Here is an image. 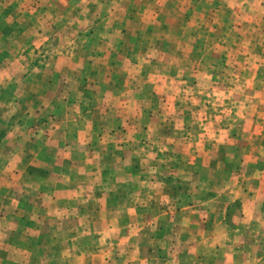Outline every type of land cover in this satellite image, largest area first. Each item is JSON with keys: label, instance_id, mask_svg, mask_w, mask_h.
Segmentation results:
<instances>
[{"label": "crops", "instance_id": "0c3cea01", "mask_svg": "<svg viewBox=\"0 0 264 264\" xmlns=\"http://www.w3.org/2000/svg\"><path fill=\"white\" fill-rule=\"evenodd\" d=\"M29 1L18 10L17 48L4 73L22 101L0 142V173L10 176L0 183V264H264L250 230L264 215L261 201L250 200L249 163L217 188L187 152L136 149L143 126L153 143L158 120L145 113L146 86L128 84L143 71H128L129 43L100 34L125 33L129 17L101 23L99 0L90 1L92 20L81 29L79 0L64 8ZM32 47L40 50L25 52ZM128 121L134 136L126 145Z\"/></svg>", "mask_w": 264, "mask_h": 264}, {"label": "rangeland", "instance_id": "374dc122", "mask_svg": "<svg viewBox=\"0 0 264 264\" xmlns=\"http://www.w3.org/2000/svg\"><path fill=\"white\" fill-rule=\"evenodd\" d=\"M60 1L64 8L65 1ZM90 1L102 7L97 19L101 23L129 17L125 33L117 28L100 34L121 37L130 44L127 69L136 67L143 73L133 74L128 84L146 86L143 99H150L151 108L145 113L162 119L154 122L158 130L152 134L153 143L147 138L149 130L141 127L145 134L136 149L187 152L192 162L206 167L203 177L217 188L238 179L249 163L250 200L261 201L264 215V0H99L97 5L96 0H79L83 12L78 14V22L85 25L81 29L92 20ZM26 4L30 1L0 0V142L11 123L20 119L17 108L22 100L12 92L16 79L4 73L14 56L12 50L17 48L18 10ZM189 4L190 15L183 13ZM125 8L129 12L124 15ZM164 39L175 43L160 52L154 44ZM136 40L144 46L135 47ZM38 50L32 47L25 52L36 54ZM120 80L113 78L114 86L118 87ZM152 86L156 89L150 93ZM149 122L143 121V125L152 128ZM132 123L126 122L121 129L126 145L131 143L126 140L129 134L134 136ZM155 159L160 161V156ZM7 176L0 173V183L6 182ZM2 191L0 200L5 194ZM263 227L264 221L250 223V230L256 229L254 247L260 254L264 252Z\"/></svg>", "mask_w": 264, "mask_h": 264}]
</instances>
